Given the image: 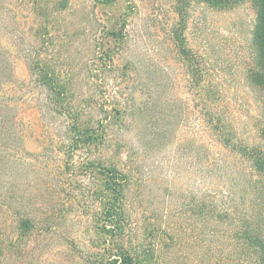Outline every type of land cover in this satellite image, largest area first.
I'll return each instance as SVG.
<instances>
[{
	"label": "trees",
	"instance_id": "16d2710c",
	"mask_svg": "<svg viewBox=\"0 0 264 264\" xmlns=\"http://www.w3.org/2000/svg\"><path fill=\"white\" fill-rule=\"evenodd\" d=\"M24 1L18 0V5ZM94 1L111 6L116 0ZM242 1H249L255 12L246 55L239 70L241 81L256 107L253 110L255 119L245 124L244 136L232 119L233 109L220 105L221 91L206 82L203 57L189 46L184 34L185 15L192 3L225 8ZM172 3L178 26L171 28L170 41L176 59L185 70L187 84L184 88L195 104L197 121V129L190 130L193 136L182 138L178 144L182 150L192 149L197 177V189L191 194V202H183L180 207L186 206L192 212L197 225V245L212 250L209 251L212 264H264V0H172ZM25 4L28 12L24 11V25L20 27L14 20L15 15L11 25L3 22L2 10L6 6L0 0V30L9 33L11 40L10 44H5L0 39V176L5 174L9 178L1 184L9 190V196L15 194L10 178L17 177V166L31 161L28 159L31 152H25L24 156L19 153L24 149L22 141L33 135L45 139L48 125L42 134L36 132L39 127L42 129V120H60L64 142L57 152L66 156L59 164L61 173L71 179L69 185L80 182L76 178L78 175L83 179L96 178L98 187L94 191L98 207L92 214L97 234L93 252L79 255L77 261L81 260L82 264H169L167 260L158 262L153 249L139 248L141 243L134 235L127 190L137 168L131 165L125 171L112 160L88 158L87 155L73 160L75 155H92L105 146L110 130L119 121L123 122L122 127L130 128L137 125V118L148 119L135 133L138 154L166 144L175 128L169 127L172 121L164 122L163 128L150 122L157 117L158 103L161 106L164 102V93L151 95L150 85L139 82L137 76L132 80L139 93L145 95L144 102H136L128 81L120 94L121 100L103 97L100 91V76L105 71L120 69L129 77L141 70L135 60L119 59L126 39L124 29L128 14L117 13L115 18L108 20L107 26H101L105 31L100 32L91 45L95 47L91 50L93 54L83 62L85 69L80 74L74 72L70 56L63 52L73 34L63 32L60 37L61 24L58 23L59 14L69 7L70 0H27ZM17 54L24 59L29 79L26 82L16 78ZM223 70L216 68L218 74L214 76L221 80ZM31 99L33 104L26 106V101ZM25 107L41 117L31 120L29 115L26 121L28 110ZM163 109L166 117V108ZM180 109L178 112L174 109L172 112L177 113L172 116L177 117ZM247 116L251 117L249 112ZM122 147L123 144L118 145L117 150ZM6 208L15 228L11 238H0V259L9 253H18L21 243L26 242L37 225L31 214L12 205ZM43 217L49 216L43 213ZM176 231L177 228L172 227L170 234L165 233L170 240L167 245L176 242ZM70 245H76L74 239L70 240Z\"/></svg>",
	"mask_w": 264,
	"mask_h": 264
},
{
	"label": "rangeland",
	"instance_id": "374dc122",
	"mask_svg": "<svg viewBox=\"0 0 264 264\" xmlns=\"http://www.w3.org/2000/svg\"><path fill=\"white\" fill-rule=\"evenodd\" d=\"M3 1L6 6L2 10L3 22L11 25L15 15L14 20L22 27L23 16L28 12V5L25 4L27 0L22 5H18V0ZM117 13L128 14V24L124 29L126 39L120 49L119 59L135 60L141 70L129 77H125L120 69L102 73L99 83L103 97L121 100L120 94L128 81L136 102H144L145 95L139 93L132 80L137 76L139 82L150 85L151 95L161 91L164 93V102L160 104L166 108V117L158 103L157 109L160 110H157L156 119L153 117L150 122L160 124L163 128L164 122L172 121L169 127L175 128L171 130L166 144L158 146L157 150H144L138 154L135 133L148 119L137 118V125L130 128L122 127L123 122L119 121L110 130L105 146L92 155H75L73 160L86 158V155L88 158H103L116 162L125 171L133 165L137 169L133 174L134 181L127 190V203L134 235L141 243L139 248L145 251L153 249L158 262L167 260L169 264H212L209 259L213 258L209 255L212 250L197 245L192 212L186 206L180 207L183 202H191V194L196 193L197 189V177L192 149L182 150L178 144L182 138L193 136L190 130L197 129V121L195 104L186 92L187 88H184L187 84L184 81L185 70L176 59L170 41L171 28L178 26L172 0H116L111 6L98 4L94 0H70L69 7L59 14L58 19L61 24L60 37H63V32L73 34L63 52L70 56L74 72L83 74V62L92 56L91 50L95 48L91 45H94L100 32L105 31L101 26H107ZM185 16L184 34L189 46L203 57L207 69L206 82L221 91L223 97L220 105L233 109L232 119L244 136L247 132L244 131L245 124L254 121L253 110L256 107L241 81L239 70L254 25V8L249 1L225 8L194 2L188 7ZM0 39L5 44L11 43L9 33L2 29ZM88 39L90 44L87 45ZM14 65L16 78L20 82L28 81L24 59L18 54ZM216 68L224 69L223 73L221 71V80L214 76ZM32 102V99L27 100L26 106ZM178 108L182 109L181 113L173 117ZM174 109L177 112L173 113ZM27 110L26 121L29 115L31 120L40 116L38 112L33 114ZM248 112L251 117L247 116ZM42 121V129L39 127L36 132L42 134L45 125H48L49 140L48 135L41 140L33 135L22 141L24 149H20L19 153L24 156L25 152H31L28 154L31 161L30 164L17 166V177L10 178L15 196H9V190L1 184L9 178L5 174L0 176V238H11L15 228L7 205L29 216L31 214L37 222L33 233L25 239V243H21L19 252H8L10 255L1 258L0 264H82L81 260L77 261L78 256L93 252L97 237L92 218L98 207L94 193L98 188L96 178L89 176V179H83L77 175L80 182L68 184L71 179L61 173L59 166L66 156L57 152L64 142L62 122L54 118ZM120 144L123 147L118 151L117 146ZM43 213L49 217L44 219ZM172 227L178 230L177 240L167 245L170 240L165 233L170 234ZM71 239L76 242L73 247L70 245Z\"/></svg>",
	"mask_w": 264,
	"mask_h": 264
}]
</instances>
